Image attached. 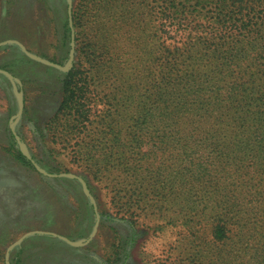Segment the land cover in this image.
<instances>
[{"label":"rangeland","instance_id":"1","mask_svg":"<svg viewBox=\"0 0 264 264\" xmlns=\"http://www.w3.org/2000/svg\"><path fill=\"white\" fill-rule=\"evenodd\" d=\"M183 4L197 7L188 23L206 42L264 41L238 26L264 21L260 7L0 0V41L69 66L0 46L12 74L0 71V264H264L253 137L213 106L184 115L170 96L181 89L184 67L172 58L187 35L170 11ZM218 220L231 227L220 241L210 233Z\"/></svg>","mask_w":264,"mask_h":264},{"label":"trees","instance_id":"2","mask_svg":"<svg viewBox=\"0 0 264 264\" xmlns=\"http://www.w3.org/2000/svg\"><path fill=\"white\" fill-rule=\"evenodd\" d=\"M206 3L218 4L220 9L230 6L240 15L249 8L260 7L264 11V0H196L198 5ZM194 12H197V7L189 8L185 4L174 6L170 11L175 32L187 34L180 47L181 53L172 58L173 64H182L184 69L178 83L181 89L171 90V99L179 98L177 106L184 115L193 107L213 106L229 125L236 128L237 133L250 134L254 140L250 148L258 158V170L264 173V41H239L232 46L206 42L205 36L210 34H199L205 29L188 23L191 17L195 18ZM238 26L241 31L264 34V21L258 18L251 19L249 23L244 19ZM75 74L71 70L66 75L64 102L70 98ZM181 91L182 95H178ZM14 156L22 164L34 168L32 161L19 148ZM230 231L227 221L218 220L212 223L210 233L213 239L220 241L226 239Z\"/></svg>","mask_w":264,"mask_h":264},{"label":"water","instance_id":"3","mask_svg":"<svg viewBox=\"0 0 264 264\" xmlns=\"http://www.w3.org/2000/svg\"><path fill=\"white\" fill-rule=\"evenodd\" d=\"M69 15H70L69 23H70L71 29H72V31H73L74 28H73V18H72V11H71V9H69ZM9 42H16V43H18V44L23 48V50L25 51V53L28 54V55H29L30 57H32V58H35V59L41 60V61H43V62H45V63L51 64V65H54V66L59 67V68L64 69V70H68V69H69V66H65V67H64V66H62V65H60V64H58V63L51 62V61H49V60H47V59H45V58H42V57H40V56L35 55L34 53L30 52V51L27 49V47H26L22 42H20V41L17 40V39H6V40H3V41H0V46L3 45V44L9 43ZM0 71L5 72V73H6L7 75H9V76H12L11 73H9L8 71H5V70H3V69H1V68H0ZM11 127H13V123H12V121H11ZM27 156L30 158V155L27 154ZM30 159H31V158H30ZM37 168H38L39 170L42 171V169H40V167L37 166ZM85 191L88 193L87 189H85ZM88 194H89V193H88ZM32 232H38V231H30V232H28L27 234L32 233ZM42 232H45V231H42Z\"/></svg>","mask_w":264,"mask_h":264}]
</instances>
